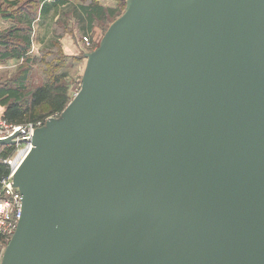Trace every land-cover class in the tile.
Masks as SVG:
<instances>
[{"label": "water", "instance_id": "obj_1", "mask_svg": "<svg viewBox=\"0 0 264 264\" xmlns=\"http://www.w3.org/2000/svg\"><path fill=\"white\" fill-rule=\"evenodd\" d=\"M85 56L0 264H264V0H126Z\"/></svg>", "mask_w": 264, "mask_h": 264}, {"label": "rangeland", "instance_id": "obj_2", "mask_svg": "<svg viewBox=\"0 0 264 264\" xmlns=\"http://www.w3.org/2000/svg\"><path fill=\"white\" fill-rule=\"evenodd\" d=\"M94 2L105 6L107 9L116 8L118 11L114 16L107 14L104 18L95 20L91 30L85 31L87 20H83L82 13L76 5H90ZM42 6L41 0L24 1L23 7H26L27 11L36 16L33 21L30 60L16 57L0 60V86L4 84L13 85L17 77L28 70L25 93L29 94L37 87L53 80L55 74L60 73L62 81L67 85V92L71 101L81 88L87 61L85 53L99 46L111 22L123 13L125 2L124 0H67L64 5L51 9L45 18H43L44 14L41 13ZM0 7L1 9L8 7L6 0H0ZM18 9H15L16 13H18ZM8 20L10 21L7 24L8 27L16 22H12V19ZM57 66H59L58 72L51 70ZM48 112L49 106L46 104L37 110L38 114L44 116L43 120H39L42 124L49 117L60 114V112ZM31 123L24 124L30 125ZM10 145H14V149L9 157L14 158L22 144ZM9 240L10 237H4L0 240V261Z\"/></svg>", "mask_w": 264, "mask_h": 264}, {"label": "trees", "instance_id": "obj_3", "mask_svg": "<svg viewBox=\"0 0 264 264\" xmlns=\"http://www.w3.org/2000/svg\"><path fill=\"white\" fill-rule=\"evenodd\" d=\"M24 1L6 0L8 7L5 9L0 7L1 15L4 18L12 19V22L16 21L5 30H0V60L2 61L12 57L30 60L29 52L32 44L33 21L36 16L27 11L26 7H23ZM41 2H43L41 13L42 15L44 14L43 18H45L51 9L64 5L67 0H41ZM124 2L126 6V0ZM76 6L81 11L83 20H87L85 31L91 30L95 20L104 18L107 14L114 16L118 11L116 8L107 9L97 2L90 5L78 4ZM15 9H18V13H16ZM58 67L51 68V70L58 72ZM27 73L28 70H25L23 75L17 77L13 85L4 84L0 86V103L5 107L2 118L12 124L43 120L44 116L38 114L37 110L44 104L49 106L48 113H61L70 102L67 85L62 81L60 73L55 74L53 80L37 87L29 94L25 93ZM13 146L7 143L1 146L0 192L3 187V178L8 176L11 171V166L3 159L11 156L14 149ZM3 238L4 236L0 234V240Z\"/></svg>", "mask_w": 264, "mask_h": 264}, {"label": "built area", "instance_id": "obj_4", "mask_svg": "<svg viewBox=\"0 0 264 264\" xmlns=\"http://www.w3.org/2000/svg\"><path fill=\"white\" fill-rule=\"evenodd\" d=\"M41 125H43L41 121L25 125L12 124L6 119L0 118V138L13 136L14 141L7 144H22L14 158L7 157L3 159V161L11 165L10 174L2 180L3 187L0 192V234L4 237L11 238L22 215V194L14 185V173L32 146L31 138L34 130ZM1 146L2 144L0 143V152Z\"/></svg>", "mask_w": 264, "mask_h": 264}, {"label": "crops", "instance_id": "obj_5", "mask_svg": "<svg viewBox=\"0 0 264 264\" xmlns=\"http://www.w3.org/2000/svg\"><path fill=\"white\" fill-rule=\"evenodd\" d=\"M10 23V21L0 14V30H2L5 27H8L7 24ZM5 107L0 103V118L4 115Z\"/></svg>", "mask_w": 264, "mask_h": 264}, {"label": "bare ground", "instance_id": "obj_6", "mask_svg": "<svg viewBox=\"0 0 264 264\" xmlns=\"http://www.w3.org/2000/svg\"><path fill=\"white\" fill-rule=\"evenodd\" d=\"M24 155V154H23ZM23 155H22V157H23Z\"/></svg>", "mask_w": 264, "mask_h": 264}]
</instances>
